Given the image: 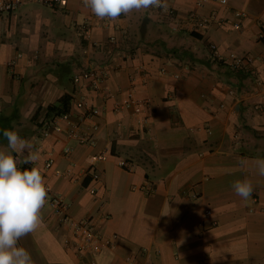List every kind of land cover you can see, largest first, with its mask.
<instances>
[{
	"label": "crops",
	"instance_id": "crops-1",
	"mask_svg": "<svg viewBox=\"0 0 264 264\" xmlns=\"http://www.w3.org/2000/svg\"><path fill=\"white\" fill-rule=\"evenodd\" d=\"M167 4L116 20L83 0H23L0 14V151H9L3 131L17 132L31 145L13 153L18 167L39 153L30 165L48 189L42 223L18 241L34 264H264V177L254 167L264 159L255 86L264 81V0ZM231 53L254 57L253 77L231 68ZM96 66L109 72L98 86L86 77ZM66 93V119L46 124ZM130 95L144 103L138 113ZM243 179L254 186L247 200L232 189ZM50 195L74 222L93 220L99 239L88 252L75 249Z\"/></svg>",
	"mask_w": 264,
	"mask_h": 264
},
{
	"label": "clouds",
	"instance_id": "clouds-1",
	"mask_svg": "<svg viewBox=\"0 0 264 264\" xmlns=\"http://www.w3.org/2000/svg\"><path fill=\"white\" fill-rule=\"evenodd\" d=\"M83 5L99 19L116 20L133 11L167 9V0H83ZM8 152L0 151V264H34L31 254L18 241L34 232L42 223L41 210L48 195L46 181L39 167L21 170L14 152L23 153L30 143L17 132L5 129ZM39 153L28 152L22 163L35 164ZM241 166H247L241 160ZM256 174L264 177V159L254 164ZM232 189L244 200L254 186L249 179L233 182Z\"/></svg>",
	"mask_w": 264,
	"mask_h": 264
},
{
	"label": "built area",
	"instance_id": "built-area-1",
	"mask_svg": "<svg viewBox=\"0 0 264 264\" xmlns=\"http://www.w3.org/2000/svg\"><path fill=\"white\" fill-rule=\"evenodd\" d=\"M63 1L64 0H45V2L52 7L56 4H60ZM22 2L23 0H4L0 4V14L10 13L16 10L18 6L22 4ZM195 2L198 6H202L207 2H216L224 6L228 4V0H195ZM234 15L236 19H242L245 16L243 12H235ZM235 26L239 27V22H236ZM211 50L213 53V57L215 59L221 60L222 56L219 55L215 45L211 46ZM229 59L231 60L230 66L234 71L239 72L242 70H246V72H248L252 77L254 76L255 70L252 68V63L254 61L253 56H238L234 53H231L229 55ZM108 75L109 72L107 66H96L86 72V77L89 78L95 86L102 84L108 78ZM255 86L258 87V89L260 90L261 99L264 100V81H260L259 79L255 80ZM128 99L129 100L126 102V104L132 107L135 113H138L141 108L144 107V103H142L141 101L134 100L132 95H130ZM89 112L92 115L96 114V111H94L93 109H90ZM66 116L67 115L63 117L66 119ZM43 135L47 136L48 132H43ZM68 135L70 137L78 136L77 131L75 129H70L68 131ZM83 139L87 140L90 144H94L95 141L92 137H84ZM66 152L69 153L70 148H67ZM51 163L52 162L49 159L46 163L47 169L50 168ZM120 165L128 169L130 167V165L125 161H121ZM31 167H34V165H31L28 169H30ZM97 177V174H95L94 178L96 179ZM49 206L52 210V213L59 219L60 223L62 225H67L70 227L74 239L73 245L75 246V249L80 253L88 252L92 243L99 239V236L96 234L95 231L93 220L91 218H85L78 222H74L68 212L69 204L59 196L50 195ZM116 238L117 235H113L111 240H106V244L111 245L112 241H114Z\"/></svg>",
	"mask_w": 264,
	"mask_h": 264
},
{
	"label": "trees",
	"instance_id": "trees-1",
	"mask_svg": "<svg viewBox=\"0 0 264 264\" xmlns=\"http://www.w3.org/2000/svg\"><path fill=\"white\" fill-rule=\"evenodd\" d=\"M72 101V95L70 93L64 94L63 97L57 102V104L50 105L47 107V112L44 121L46 124L51 123L55 118L63 117L69 113L70 104ZM37 114V113H36ZM262 157H264V152H262ZM30 164H24L22 170L29 168Z\"/></svg>",
	"mask_w": 264,
	"mask_h": 264
},
{
	"label": "rangeland",
	"instance_id": "rangeland-1",
	"mask_svg": "<svg viewBox=\"0 0 264 264\" xmlns=\"http://www.w3.org/2000/svg\"><path fill=\"white\" fill-rule=\"evenodd\" d=\"M262 144H264V142H262ZM259 146H260V145H259ZM259 148H260V149H261V148H264V145H263L262 147L260 146ZM258 151H259V150H258Z\"/></svg>",
	"mask_w": 264,
	"mask_h": 264
}]
</instances>
